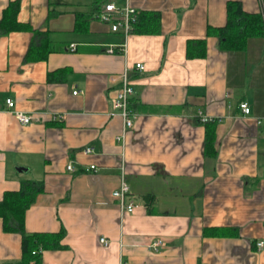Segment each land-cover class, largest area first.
Wrapping results in <instances>:
<instances>
[{"label": "crops", "instance_id": "crops-1", "mask_svg": "<svg viewBox=\"0 0 264 264\" xmlns=\"http://www.w3.org/2000/svg\"><path fill=\"white\" fill-rule=\"evenodd\" d=\"M13 2L17 20L46 32L53 49L38 59L29 55L40 42L34 32L0 33V202L26 182L42 183L24 229L64 230L65 238L41 264H264V36L221 50L209 30L227 25L229 0H0V19ZM110 3L139 17L159 13L161 33L126 41L98 18ZM241 3L262 12L261 0ZM125 41V53L106 51ZM127 68L137 119L118 141L111 77ZM8 98L37 122L19 123ZM72 162L77 173L67 170ZM123 180L133 213L113 196ZM0 264H23L22 235L1 217Z\"/></svg>", "mask_w": 264, "mask_h": 264}, {"label": "trees", "instance_id": "trees-1", "mask_svg": "<svg viewBox=\"0 0 264 264\" xmlns=\"http://www.w3.org/2000/svg\"><path fill=\"white\" fill-rule=\"evenodd\" d=\"M264 2V0H263ZM18 3H11L4 11L0 19V33L9 34L13 31L34 32L39 37V45L32 48L29 55L39 52L38 59H44L47 53L53 51L50 48L46 32L33 31L28 25L17 20ZM86 16L77 17V28L80 21ZM161 17L157 12L144 11L135 24L134 33L145 35H158L161 33ZM209 33H216L219 45L223 51L243 50L247 41L252 37L264 36V17L262 12L249 13L243 9L241 0H229L228 22L220 29H210ZM44 49H46L44 51ZM35 51V52H34ZM195 55H189L193 57ZM213 134L209 135L206 142V150L213 146ZM43 192L42 183L26 182L22 189L16 193H9L0 202V217L4 220L7 231H13L22 235L23 264H41L42 253L45 250L63 249L62 241L65 232L59 233H34L29 234L24 229V217L27 209L34 203L37 196Z\"/></svg>", "mask_w": 264, "mask_h": 264}, {"label": "built area", "instance_id": "built-area-1", "mask_svg": "<svg viewBox=\"0 0 264 264\" xmlns=\"http://www.w3.org/2000/svg\"><path fill=\"white\" fill-rule=\"evenodd\" d=\"M261 4L263 6L262 13L264 17V2L261 0ZM98 18L107 24L112 32L122 33L127 41V39L134 33V27L137 21L139 20L138 11L127 5L124 9H120L116 4L110 3L105 6V9L102 13L98 15ZM126 41L118 46H109L106 51L108 53H125L126 52ZM70 49L72 51L76 50L75 45H71ZM136 70L143 71L145 66L142 63H137L135 65ZM111 81L118 85V89L116 92V96L112 101L115 112L111 113V116H119L123 121V132L120 136L117 137L118 141H122L125 139L126 133L133 129L135 120L137 119V114L131 109V99L134 95V88L130 78V70L127 68L120 75H115L111 77ZM77 91L74 92V95H77ZM7 109L12 112L16 118V120L22 125H30L32 123L37 122L35 115L26 114L20 111L15 110V101L11 98L6 100ZM239 109L245 116H249L251 114V107L247 102H240ZM198 118L204 124L209 123L211 119L204 115L202 112L198 113ZM55 120H61L63 117L59 115L57 117H53ZM260 123L262 121H259ZM86 154H91L93 149L88 147L84 150ZM96 165H91L87 171L93 170L96 171ZM67 170L71 173H77L78 169L76 165L72 162L67 166ZM131 193V188L129 184L123 180L119 189L114 191L113 196L119 201V204L123 211L126 213H133L135 210V204L130 200L129 195ZM101 245L105 248L110 247V241L102 236L99 239ZM163 243L160 240L154 241L149 246V249L152 251L158 252L162 249ZM257 247L262 249L264 247V242L259 241L257 243ZM126 264V263H123Z\"/></svg>", "mask_w": 264, "mask_h": 264}]
</instances>
